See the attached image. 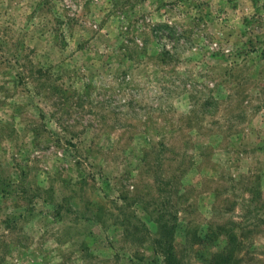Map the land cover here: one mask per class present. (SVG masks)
<instances>
[{
    "label": "rangeland",
    "instance_id": "obj_1",
    "mask_svg": "<svg viewBox=\"0 0 264 264\" xmlns=\"http://www.w3.org/2000/svg\"><path fill=\"white\" fill-rule=\"evenodd\" d=\"M171 218L264 264V0H0V264H159Z\"/></svg>",
    "mask_w": 264,
    "mask_h": 264
},
{
    "label": "trees",
    "instance_id": "obj_2",
    "mask_svg": "<svg viewBox=\"0 0 264 264\" xmlns=\"http://www.w3.org/2000/svg\"><path fill=\"white\" fill-rule=\"evenodd\" d=\"M174 220L175 218L164 221H162L161 219L158 221H152L151 227L154 231H156L157 236L152 240L151 245L154 254L160 258L159 264H181V261L177 256L174 244L176 232V223L174 222ZM211 258L199 264H213V258ZM140 263L142 262L140 261Z\"/></svg>",
    "mask_w": 264,
    "mask_h": 264
}]
</instances>
